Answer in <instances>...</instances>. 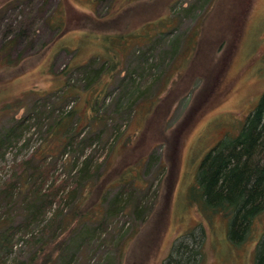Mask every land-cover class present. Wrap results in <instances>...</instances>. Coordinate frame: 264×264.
<instances>
[{
    "label": "rangeland",
    "instance_id": "1",
    "mask_svg": "<svg viewBox=\"0 0 264 264\" xmlns=\"http://www.w3.org/2000/svg\"><path fill=\"white\" fill-rule=\"evenodd\" d=\"M145 1L0 0V135L41 95L56 102V91L66 83L63 73L101 55L102 35L121 30L94 31L87 20L106 21ZM213 3L207 8L205 0L178 2L181 23L175 34L180 40H187L206 16L199 43L187 50L183 45L174 62L168 47L172 36L143 50L142 64L137 48L126 53L118 76L122 88L110 87L102 109L105 124L93 130L97 135L91 145L63 156L56 150L46 158L48 168L56 166L42 188L46 205L37 203L36 218L28 217L22 204L34 182L20 185L9 205L2 195L15 167L32 153L41 156L47 144L42 130L31 125L20 142L0 151V218L15 233L10 253H0V264H42L51 253L48 264H167L169 256L179 260L171 264H191L186 262L189 250L178 252L181 244L201 247L199 264H258L264 211L235 245L229 219L205 211L192 197L201 162L218 142L237 138L264 94V0ZM163 6L131 17L124 33L139 31L141 22L152 17L167 16ZM69 104L56 107L62 113L83 112L81 101ZM7 105L11 108L4 113ZM77 175L90 180L88 188L70 194ZM124 177L134 179L138 188L129 201L117 184ZM95 180L97 186L105 183L102 191L93 188ZM137 201L146 211L142 217L133 213ZM62 240L67 243L56 251Z\"/></svg>",
    "mask_w": 264,
    "mask_h": 264
},
{
    "label": "trees",
    "instance_id": "2",
    "mask_svg": "<svg viewBox=\"0 0 264 264\" xmlns=\"http://www.w3.org/2000/svg\"><path fill=\"white\" fill-rule=\"evenodd\" d=\"M102 1L104 0H91L93 4ZM179 1L149 0L135 8L124 9L123 12L118 13L117 17L106 21L92 20L89 22L87 20L88 23H86L94 31L106 32L116 27L121 30L115 35H102L101 45L104 52L101 55H96L84 64L75 65L71 70L63 73L66 77V83L56 91L58 93L56 94V102L51 101L50 95H41L30 104V108L27 109L25 115L19 119L13 118L5 132L0 135V151H4L10 145L20 142L23 133L31 125L38 128L39 131L42 130L44 139L47 141V144L39 150V153H41L39 158L36 157L38 152L32 153L28 159L22 161L17 168L15 167V176L10 179L8 185L6 184L2 195V198L6 200V205L12 202V196L17 189H22V185L28 186V183L32 184L34 182V186L23 196L22 204H24L27 216L34 218L37 215L38 208H41L40 205L37 208L38 202L44 204L45 207L46 204L40 194L46 181H48L50 170L52 167L55 169L54 166H56V163H53L54 166L48 168L45 162L46 158L53 156V152L56 150L63 156L68 154L71 149H77L80 145L83 147L91 145L97 135L94 136L93 130L105 124V114L102 109L111 94L110 87L122 88V79L118 78L119 70L122 62L123 65L127 64L126 53L130 52L131 48H137L141 58L138 60L140 64L145 61L142 54L143 50H153L155 46L163 44L162 42L166 37L170 38L172 36L168 41V47L172 50L171 60L173 62L183 54L180 50L183 45H185L186 50L187 48H195L199 43L200 27L206 15L200 17L197 29L192 31L187 40H180V37L175 34L181 23L179 13L176 10ZM205 1L207 8L214 4V0ZM161 2L164 4L162 14L164 15L167 11V16L152 17V19L141 22L139 31L124 33L123 30L128 31L129 26H131L130 23L128 24L131 17H140L143 16V12H152ZM114 48L117 50L114 51ZM121 54H124V56L122 57ZM71 79L75 81L74 84L69 81ZM77 101L84 104L82 113H79L77 108H71L62 113L56 107V104H60L64 109V107H70V102L76 103ZM135 105L131 106L132 109ZM10 108L11 106L7 105L2 108V111L7 113ZM246 119L237 138L233 140L227 137L224 138L201 162L197 175L196 190L198 191L195 193L197 195L192 196L205 211L220 212L227 218L230 215L232 216L229 221L228 232L233 243L239 235L238 233L243 234L248 223L264 210V94L257 109L250 113ZM88 128L91 129L90 133L87 136H81L82 132ZM48 143L50 146H53L54 143L56 145L51 149ZM74 181V188L70 191V194L79 191V189L88 188L90 180L85 179L83 181L80 175H77ZM97 181H92L91 184H94L93 188L102 191L105 183L97 186ZM37 182H39V186L36 188ZM117 184L122 185L121 193H128V201L134 198V194L138 191L134 179L126 180L124 177ZM28 197H31V199H28ZM128 201L125 202L122 210L120 209L121 211L126 209ZM139 203L138 201L135 202L133 213L142 217L146 211ZM81 219L82 216H80ZM7 223L0 218V253L2 256L10 253L13 247L10 240L15 234L13 228L6 225ZM66 243L65 240H62L56 251L62 250ZM178 248L180 253L183 252L182 250H189L190 255L186 258L187 263H200V259L197 258L198 255H201L200 246L191 250L187 245L181 244ZM261 253L264 255V247ZM52 255L51 253L45 258L42 264H48L52 261ZM167 259V264L179 262L176 258L172 259V256ZM33 260L34 258H32ZM261 262L262 259L259 260L258 264H261Z\"/></svg>",
    "mask_w": 264,
    "mask_h": 264
},
{
    "label": "flooded vegetation",
    "instance_id": "3",
    "mask_svg": "<svg viewBox=\"0 0 264 264\" xmlns=\"http://www.w3.org/2000/svg\"><path fill=\"white\" fill-rule=\"evenodd\" d=\"M264 211V210H263ZM228 219H229V221H230V219H232V216L230 215L229 217H228ZM254 219V218H253ZM252 222V221H251ZM251 222L250 223H248V225H247V229L245 230V232L242 234V236H241V238H240V240H239V238H236V240H235V242H234V244L236 245V243H238V242H240L242 239H244L245 237H246V235H247V232H248V229H249V227H250V225H251ZM230 224V223H229ZM236 241H238V242H236ZM263 247H264V237H263V239L260 241V243H259V246H258V251H257V253L258 254H256V256H257V261L258 260H260V259H262V261H264V255L261 253V251H263ZM261 255V256H260Z\"/></svg>",
    "mask_w": 264,
    "mask_h": 264
}]
</instances>
